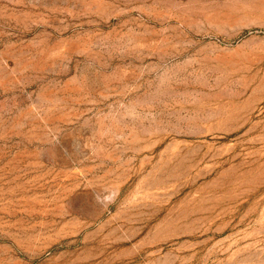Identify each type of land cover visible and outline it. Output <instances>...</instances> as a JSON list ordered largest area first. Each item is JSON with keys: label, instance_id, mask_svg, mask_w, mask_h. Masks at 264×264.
<instances>
[{"label": "rangeland", "instance_id": "rangeland-1", "mask_svg": "<svg viewBox=\"0 0 264 264\" xmlns=\"http://www.w3.org/2000/svg\"><path fill=\"white\" fill-rule=\"evenodd\" d=\"M0 264H264V0H0Z\"/></svg>", "mask_w": 264, "mask_h": 264}, {"label": "clouds", "instance_id": "clouds-1", "mask_svg": "<svg viewBox=\"0 0 264 264\" xmlns=\"http://www.w3.org/2000/svg\"><path fill=\"white\" fill-rule=\"evenodd\" d=\"M117 193L110 190H104V194L94 193V202L101 209H107L115 203Z\"/></svg>", "mask_w": 264, "mask_h": 264}]
</instances>
